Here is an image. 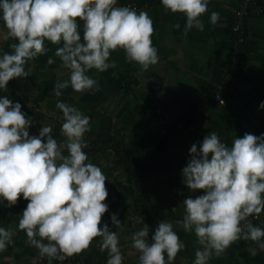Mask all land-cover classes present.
I'll return each instance as SVG.
<instances>
[{
  "label": "clouds",
  "instance_id": "obj_1",
  "mask_svg": "<svg viewBox=\"0 0 264 264\" xmlns=\"http://www.w3.org/2000/svg\"><path fill=\"white\" fill-rule=\"evenodd\" d=\"M161 4L165 11L186 16L185 35L193 28L203 30L201 16L208 10V0H161ZM219 18L218 12H212L210 21L215 25ZM0 20L8 37L18 41L10 45L11 54L0 55V89L7 90L14 78L30 75L25 65L49 51L46 41L62 45L55 56L69 70V78L54 85L57 97L69 87L78 93L98 91L97 80L87 73L116 68L109 59L118 49L142 73L159 61L151 39L152 18L146 11L117 6V0H0ZM47 63L55 61L49 58ZM259 107L264 109V102ZM56 108L63 114L61 142L53 138L51 124L43 125L38 136H30L32 119L26 118L21 104L0 98V203L14 206L21 195L28 201L18 229L48 264L82 253L96 238L100 251H107V264H123L118 234L106 223L100 227L108 211V178L84 151L90 117L62 101ZM189 155L182 182L189 191L204 194L184 199L183 218L159 221L150 240L147 225L132 234L139 264H173L185 247L174 224L185 233H195L199 247L194 264H208L241 239L264 250V227L249 219L264 212V134L245 133L228 146L211 131L199 147L191 146ZM111 221L122 226L116 214ZM14 235V230L0 227V251Z\"/></svg>",
  "mask_w": 264,
  "mask_h": 264
},
{
  "label": "crops",
  "instance_id": "obj_2",
  "mask_svg": "<svg viewBox=\"0 0 264 264\" xmlns=\"http://www.w3.org/2000/svg\"><path fill=\"white\" fill-rule=\"evenodd\" d=\"M235 5L234 0H208V10L201 16L203 30L193 28L186 35L184 14L165 11L161 0L141 7L137 11H146L154 23L155 32L151 39L158 51V63L142 73L138 64L126 60L123 50L113 51L109 62L114 61L116 68L102 73L92 69L87 73L97 80L98 91L78 93L69 87L62 90L61 96H55V83L67 80L69 70L63 68L59 57L55 56L56 48L62 45H53L48 41L45 46L49 51L26 63L25 70L30 75L10 80L7 90L0 91L9 96L14 104L24 105L22 111L26 118L32 119V126L28 129L30 136H38L43 125L50 124L48 118L62 125L63 114L56 108V104L62 101L90 117L91 131L84 137L88 142L107 138L109 142L129 146L141 154L154 149L165 153L168 169L161 174H152L148 192L153 200L158 196L173 198L176 201L172 207L175 216L168 213L165 207L163 213L170 221L181 220L184 215L183 200L204 194L202 190L189 191L182 182V169L190 159L191 146L197 144L199 147L211 131L231 146L235 137H243L245 133L259 136L264 129V109L259 107L264 102V15L247 17L245 40L236 47L231 30V14ZM212 12L220 14L215 25L210 21ZM79 23L82 28V22ZM17 42L8 37L7 29L0 20V55L11 54L10 45ZM49 58L55 63L49 65ZM228 72L231 76L226 104L201 107V102L212 97L214 89ZM145 102L149 111L144 108ZM150 102L162 109V116L152 110ZM25 106L29 109L34 107V111L38 110L48 118H35ZM166 120H169L168 123ZM51 125L53 138L63 141L61 127ZM89 149L86 152L89 162L100 167L108 178L105 203L110 205L111 200L117 201L120 212L129 216L121 227L109 228L117 231L119 241H122L121 251L125 246L123 250L128 261H123V264H139L135 259L139 252L132 247L131 236L147 223L143 215H135L134 219L140 218L143 222L141 227H134L129 214L131 207L133 211L135 208L132 194L141 196L144 190L140 182H134L127 190L130 181L117 161L115 148L108 146L98 150L90 146ZM63 154L68 153L64 150ZM170 180L173 187L168 184ZM180 186L184 191L179 193L175 188ZM27 204L22 195L14 206L8 207L7 201L0 203V227L15 231L13 242L6 250L0 251V264H32V260L39 255L36 248L26 243V233L18 229L19 216ZM260 217L263 221L257 225L264 227V212ZM128 218L132 221L128 222ZM128 224L130 232H127ZM174 230L185 247L177 254L173 264H194L195 250L199 247L195 233H185L175 224ZM252 249H255V254H252ZM208 264H264V250L251 240L241 239L220 257L213 256Z\"/></svg>",
  "mask_w": 264,
  "mask_h": 264
},
{
  "label": "trees",
  "instance_id": "obj_3",
  "mask_svg": "<svg viewBox=\"0 0 264 264\" xmlns=\"http://www.w3.org/2000/svg\"><path fill=\"white\" fill-rule=\"evenodd\" d=\"M5 95L0 91V98H3ZM9 99L10 97L7 96ZM226 98V97H225ZM205 99H212L211 98H205ZM204 99V100H205ZM203 102V101H202ZM21 106L23 107L24 105L20 103ZM149 104H155L150 102ZM215 104V102L213 103ZM212 104V105H213ZM226 104V103H225ZM156 105V104H155ZM207 106V105H205ZM26 107V106H25ZM204 107V106H203ZM28 110L31 111V113L34 114L35 118H38L40 120L47 119L48 117L42 114L40 111H34V107L32 109H29L26 107ZM144 108L147 109L148 111L150 110L147 106V103L145 102ZM144 109V110H145ZM194 110L195 108H191ZM191 110V111H192ZM50 124L58 125L61 127V124L58 122H55L53 119L48 118ZM85 142L87 143V147L84 149L85 152L87 150L90 151V146L93 148H97L98 150H101L106 147H111L115 148V153L117 157V161L120 163L122 168L124 169L125 173L127 174L129 178V184L127 185V190L129 191V187H131V184L134 182H140L142 186V190H144V193L141 194V196L134 195L132 194V200L134 202L135 208H134V213L133 215H143L146 219L147 226L149 228V240L151 236L154 234V230L157 227L159 221L161 220H169L167 216L163 213L164 207L168 208V213H173L172 215L175 216L174 211L172 212V207L175 205L176 201L173 198H167L166 197H161L158 196L154 200L150 198L149 192H148V184L149 180L152 177V174L155 173H163L167 171L168 169V161L167 160V155L163 152H161L158 149L152 150L150 153L147 154H141L140 151H133L131 147L129 146H121L120 143L118 145L114 144L113 142H109L107 138L100 139L99 141H96L95 143L93 142H88L87 139H85ZM94 145V146H93ZM89 146V147H88ZM96 152V151H95ZM170 187H173L174 184L170 182ZM178 190V192H183V186L175 188ZM162 194V193H160ZM109 209L113 211H117L119 214L117 216L118 220L122 223V225L125 223L126 217H129L126 214H123L120 212L117 201H112L109 203ZM167 214V213H166ZM129 219V218H128ZM132 219H129L128 222H131ZM170 221V220H169ZM263 221V217H259V219L256 222H253V224L257 225L258 223H261ZM109 228L115 227L112 224V221L110 220L109 222ZM98 238H96L97 240ZM100 239V238H99ZM122 241L120 242V244ZM90 252H94V249H91ZM90 259V258H89ZM98 262L101 261H106L108 259V255L106 251L100 253L98 252Z\"/></svg>",
  "mask_w": 264,
  "mask_h": 264
},
{
  "label": "built area",
  "instance_id": "obj_4",
  "mask_svg": "<svg viewBox=\"0 0 264 264\" xmlns=\"http://www.w3.org/2000/svg\"><path fill=\"white\" fill-rule=\"evenodd\" d=\"M157 0H117V6H129L136 10H139L141 7H147L150 3L155 2ZM236 5L232 9L231 14V30L233 31L235 38V45H241L245 40L246 34V19L249 15H264V0H234ZM236 51V50H235ZM231 76V72H228L223 77V80L218 86L214 89L212 94V99H205L201 102V107L205 105H212L214 102L218 105H225L226 103V94L228 93V85H229V77ZM153 111L156 112L157 115L162 116V109L155 105L150 104ZM169 120H166L168 123ZM180 127V124H178ZM261 134H264V129H261ZM116 214L118 216L117 211H113L109 209L102 217V223L100 227L106 223L109 224L111 220V216ZM260 217V216H259ZM249 219L253 222H256L259 218L249 217ZM46 242V241H45ZM100 239L92 242L90 247L84 250L80 254L73 255L71 257H66L63 261L53 260L52 264H107L106 261L98 262V254L100 252L99 249ZM91 249H94V252H90ZM39 255L37 256V258ZM90 258V259H89ZM37 264H48L47 258H38Z\"/></svg>",
  "mask_w": 264,
  "mask_h": 264
},
{
  "label": "rangeland",
  "instance_id": "obj_5",
  "mask_svg": "<svg viewBox=\"0 0 264 264\" xmlns=\"http://www.w3.org/2000/svg\"><path fill=\"white\" fill-rule=\"evenodd\" d=\"M133 209H134V207H133ZM132 212H134V211L132 210V207H131V210H130V214L129 215H131L130 217H132V219H133V222L132 223H133L134 227H136L137 225L140 226L141 223L143 222V219L142 220L140 218L134 219L135 217H133V216H135V215H132ZM115 232L117 233L116 230H115ZM123 232H124V230H122V233ZM127 232H130V225L129 224L127 225ZM123 249H125V246L122 247V251L121 252H122V255H123V258H124L123 261H125V263H127L128 257L125 255V253H124L125 250H123ZM135 259L139 261V255H137V258H135Z\"/></svg>",
  "mask_w": 264,
  "mask_h": 264
}]
</instances>
